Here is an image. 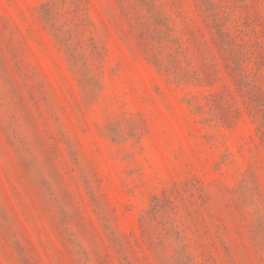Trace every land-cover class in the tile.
I'll list each match as a JSON object with an SVG mask.
<instances>
[{"label": "rangeland", "instance_id": "rangeland-1", "mask_svg": "<svg viewBox=\"0 0 264 264\" xmlns=\"http://www.w3.org/2000/svg\"><path fill=\"white\" fill-rule=\"evenodd\" d=\"M0 264H264V0H0Z\"/></svg>", "mask_w": 264, "mask_h": 264}]
</instances>
